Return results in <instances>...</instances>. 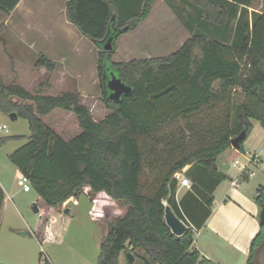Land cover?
I'll return each mask as SVG.
<instances>
[{"label":"trees","instance_id":"trees-1","mask_svg":"<svg viewBox=\"0 0 264 264\" xmlns=\"http://www.w3.org/2000/svg\"><path fill=\"white\" fill-rule=\"evenodd\" d=\"M20 1L0 0V11L8 15ZM155 1L138 0L136 12L122 17L116 0H67L68 20L100 49L98 75L103 101L111 112L96 120L77 92L33 93L21 84L5 83L0 74V113L16 112L30 129L28 136L0 137V147L11 140H25L9 154V160L30 180L39 207L45 209V218L35 231L41 243L51 208L77 198L88 187L91 199L104 194L127 206L124 213L108 221L96 264H119L123 251L138 249L143 250L141 259L146 264H216L193 246L191 228L182 235L172 232L165 212L169 205L179 213L177 172L191 165L185 175L204 186L216 185L224 178L216 167L217 157L245 131L239 148L243 149L251 119L264 126V12L253 11L250 17L254 0H185L198 12L193 20L206 30H194L168 56L115 62L117 39L147 19ZM119 3L126 9L132 0ZM208 26L213 27L212 32H207ZM108 38H112L113 48L104 50ZM36 65L53 71L58 63L41 54ZM112 72L132 87L119 101L108 98L107 81ZM237 89L244 100L235 103ZM219 105L226 106V115L216 130H210L212 137L182 152L154 177L150 187L143 184L140 136L153 135L180 118ZM55 109L73 111L82 131L67 140L57 134L43 119ZM3 201L0 187V212ZM255 201L260 208L264 206V185L257 189ZM262 247L264 224L251 241L247 264H256ZM39 264L53 263L40 256Z\"/></svg>","mask_w":264,"mask_h":264},{"label":"rangeland","instance_id":"rangeland-1","mask_svg":"<svg viewBox=\"0 0 264 264\" xmlns=\"http://www.w3.org/2000/svg\"><path fill=\"white\" fill-rule=\"evenodd\" d=\"M32 1L34 8L28 16L17 15L8 21L5 18L6 14L0 11V74L5 83L21 84L33 93L40 91L44 94L57 95L67 90L77 92L81 97V102L91 110L94 119L105 118L111 109L103 101L104 94L100 86L97 69L100 49L92 40L84 37V41L80 44L83 54L78 55L69 52V48L64 49V57H67L65 63L68 67L66 75L58 71L59 66L53 71L47 68L41 71V68L36 65L41 55L37 51L38 48L35 50L28 47L26 41L32 37L38 39L32 31L34 26L45 27L49 30L51 27L49 14L44 9H47L50 3L56 4V2L55 0ZM119 1L121 0H116L120 16L127 17L136 12L138 0H132V4L126 9L120 6ZM171 1L174 3L173 11L183 23L187 21L189 13L196 17L192 8L190 11L185 10L181 2ZM165 10L158 2L151 17L153 23L140 24L133 31L118 38L116 43L119 45V50L113 55V59L117 60L115 62L144 57L148 52L154 57L168 56L181 47L189 31L180 28L177 21L173 19L174 17ZM254 10L264 12V0L253 1L249 9L250 17ZM235 22L236 19H232V26ZM200 24V21L194 24L190 35L197 29L206 30ZM212 31L213 27L208 26L207 32ZM78 82L80 89L76 87ZM234 100L235 103L244 100V94L240 89L235 92ZM226 109L225 105L203 109L190 117H183L172 124L165 125L153 135L140 136L144 156L143 184L150 187L154 182V177L159 172L167 170L182 152L209 140L212 137L210 130H216L217 126H220V118L226 115ZM43 119L66 140L82 131L77 115L73 111L55 109ZM14 133L30 134L28 121L22 117L13 120L5 113L0 115V136ZM22 143L25 141L11 140L0 147V174L8 180L7 189L11 195V200L6 203L0 219V263L39 264L40 256L49 258L55 264L97 263L100 248L93 244L89 233L93 225L86 206L92 201L89 191L87 193L83 189L77 198L57 208L63 212L59 218V224L66 226L62 238L58 237L54 242L41 243L36 237L35 231L45 218V209L39 212L34 211V204H38V194L33 187L29 191L23 190L18 184V179L13 176L14 166L8 158V154L15 151ZM237 155L240 153L238 152ZM198 167L195 169L200 170ZM99 197L102 200H109L104 194ZM112 203L110 210L114 213L113 216L125 212L126 205L117 201H112ZM66 208H71L70 214L65 212ZM51 212L52 210L49 216ZM26 231L27 235L24 234ZM262 249L259 250L258 255ZM136 262L138 263L139 259Z\"/></svg>","mask_w":264,"mask_h":264},{"label":"crops","instance_id":"crops-1","mask_svg":"<svg viewBox=\"0 0 264 264\" xmlns=\"http://www.w3.org/2000/svg\"><path fill=\"white\" fill-rule=\"evenodd\" d=\"M176 1L181 2L185 10L190 11L192 8L196 16H198L197 10L185 0ZM55 2L56 4L50 3L49 7L44 9L49 14V22L51 24L49 30L45 27L34 26L32 31L38 39L32 37L26 41V44L35 50L38 48V53L44 54L48 59L57 62L58 71L66 75L68 67L65 63L67 57H64V49L69 48L71 53L83 54L80 44L84 41L85 36L68 20L66 13L67 0H55ZM158 2L162 4L166 12H169L174 17L173 19L177 21L180 28L189 31L187 40L191 35L190 29L186 24L191 26V29H194V24L198 23V21L195 22L193 20L195 16H191L192 13H189L187 21L183 23L177 13L173 11L174 3L171 0H156L147 19L140 24L148 23L150 25L153 23L151 17ZM33 4L32 0H21L14 10L5 15V18L11 21L13 16H28L33 11ZM93 47L96 48V46ZM118 50L119 45L116 43L115 53H118ZM153 57L154 55L148 52L144 57L139 58ZM118 62L120 61L118 60ZM40 68L41 71L46 69V67ZM76 87L78 89L81 88L79 82ZM2 114L4 113H0V115ZM251 122L252 129L243 143V149L240 150L231 146L217 157L216 167L224 175L221 181H218L216 185L210 182L208 186H204L202 183L196 182L192 176H189L194 186L187 188L178 184L175 191V199L179 209L177 215L189 224L188 228H191L192 231L194 229L197 230L194 233L193 246L216 264H247L251 241L260 229L259 214L261 208L256 203L255 197L259 186L264 185V126L258 119H251ZM3 126L5 127L6 124L4 123ZM12 135L28 136L29 133H14ZM20 141L24 142L25 140ZM238 152L240 155H237ZM254 157L258 159V164L249 163V160ZM235 160H239V164H236ZM243 164L247 166V171L253 172V175H249V172L241 173V165ZM13 166V176L18 179L22 172L14 164ZM190 167L191 165H188L186 170ZM234 179H239V183L236 186L232 185V180ZM0 187L4 192V201L0 212L1 219L6 203L11 200V195H9L7 189L8 180L1 174ZM84 191L88 193V187H84ZM108 199L102 200L98 196L91 199L92 201L86 205L90 221L93 224L89 233L93 244L98 248H100L101 241L107 233L108 221L114 214L110 210V205L113 204L112 201L114 200L110 197ZM70 200L67 202L69 203ZM51 210L47 223L50 237L43 238L42 242L57 241L58 237H63V233L66 230L65 225L59 224V218L63 212L57 208H52ZM70 212L71 208L67 214H70ZM262 248L256 264H264V247ZM127 253V251H123L120 254L119 264H146L141 259V256L144 255L143 250L138 249L132 252L135 255V260L132 263L129 262ZM138 259L139 262L137 263ZM52 263L55 264L53 261Z\"/></svg>","mask_w":264,"mask_h":264},{"label":"water","instance_id":"water-1","mask_svg":"<svg viewBox=\"0 0 264 264\" xmlns=\"http://www.w3.org/2000/svg\"><path fill=\"white\" fill-rule=\"evenodd\" d=\"M113 48L112 45V38H108L107 41L104 44V50H111ZM107 87L109 89V95L108 98L110 100L119 101L122 99L124 95H127L132 92V87L124 82L120 76L115 74L114 72L111 73V76L109 77L107 81ZM10 117L13 119H17L18 115L16 112L10 113ZM246 135V132L243 131L239 135L235 136L231 143L232 146L239 149L242 145V141ZM188 165H186L183 170L185 171L187 169ZM34 211L39 212L40 207L37 203L34 204ZM70 209L66 208L65 212L69 213ZM165 219L167 224L170 226L172 232L176 235H182L188 230V226L183 222V220L175 213V211L168 205L166 207L165 212ZM259 222L260 224H264V206L260 210L259 214ZM24 234H28L26 231ZM127 257L130 263H132L135 260V255L131 252L127 253Z\"/></svg>","mask_w":264,"mask_h":264},{"label":"built area","instance_id":"built-area-1","mask_svg":"<svg viewBox=\"0 0 264 264\" xmlns=\"http://www.w3.org/2000/svg\"><path fill=\"white\" fill-rule=\"evenodd\" d=\"M239 160H235V163L236 164H239ZM258 159L257 158H251L249 160V163H254V164H258ZM245 172H249L247 171V166L246 165H241V173L244 174ZM249 175H253V172H249ZM175 178L178 180V184L181 185V186H185L187 188H191L192 187V180L190 179V177H188L187 175H185V171H179L175 174ZM239 179H234L232 180V185L233 186H236L238 185V182ZM18 184L20 186H22L23 190L24 191H29L31 188H32V185L30 183V180L27 178V176H25L24 174H20L18 176ZM165 204H167V202L165 201ZM182 219V218H181ZM183 220V219H182ZM183 222L189 227V224L183 220ZM197 230L194 229L193 233H195ZM49 231H48V228L46 230V233H45V236H44V239L46 238H49Z\"/></svg>","mask_w":264,"mask_h":264}]
</instances>
